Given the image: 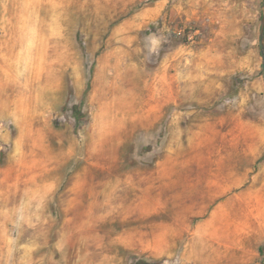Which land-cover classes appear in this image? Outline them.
Returning a JSON list of instances; mask_svg holds the SVG:
<instances>
[{"label":"rangeland","instance_id":"obj_1","mask_svg":"<svg viewBox=\"0 0 264 264\" xmlns=\"http://www.w3.org/2000/svg\"><path fill=\"white\" fill-rule=\"evenodd\" d=\"M264 0H0V264H264Z\"/></svg>","mask_w":264,"mask_h":264},{"label":"water","instance_id":"obj_2","mask_svg":"<svg viewBox=\"0 0 264 264\" xmlns=\"http://www.w3.org/2000/svg\"><path fill=\"white\" fill-rule=\"evenodd\" d=\"M261 40H262V59H263V71H264V6H263V19L261 24Z\"/></svg>","mask_w":264,"mask_h":264}]
</instances>
